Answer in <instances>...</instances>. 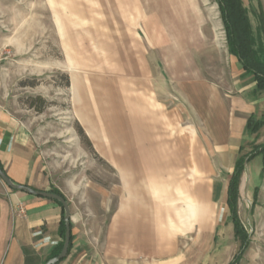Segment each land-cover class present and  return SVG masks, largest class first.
Listing matches in <instances>:
<instances>
[{"label":"rangeland","instance_id":"1","mask_svg":"<svg viewBox=\"0 0 264 264\" xmlns=\"http://www.w3.org/2000/svg\"><path fill=\"white\" fill-rule=\"evenodd\" d=\"M256 3L247 6L258 49ZM243 73L217 0H0V104L50 142L59 159L53 172L67 168L111 190L132 162L139 191L149 196L143 203L167 210L163 228L154 225V251L139 250L130 264H228L238 253L224 150L239 157L264 142V126L231 141L232 124L240 128L250 111L264 114V91ZM119 124L123 163L116 168ZM98 214L89 226L97 232L85 236L99 259L114 260L107 242L113 207ZM238 214L250 236L238 264H264L261 155L242 173Z\"/></svg>","mask_w":264,"mask_h":264},{"label":"crops","instance_id":"2","mask_svg":"<svg viewBox=\"0 0 264 264\" xmlns=\"http://www.w3.org/2000/svg\"><path fill=\"white\" fill-rule=\"evenodd\" d=\"M242 1L249 16L247 4L253 0ZM259 3L264 12V0H257L253 11L260 10ZM252 28L254 29L253 25ZM254 88L256 89V85ZM238 108L237 106L232 109L231 115L234 116ZM253 113L255 112L250 111L240 128L231 125V141H235L237 136L253 135L246 130L247 119ZM115 126L116 132L112 136V165L117 168L122 167L123 163L122 132L121 124ZM210 137L214 139V136ZM48 143L39 140L26 121L0 104V162L6 174L15 183L38 190L58 189L70 205L72 247L58 264H130L139 250L154 251V225L163 228L167 210H164L162 204L156 209H149L147 203H143L141 199H147L149 196L142 189L143 183L139 185L138 167H134L131 162L127 167L129 172L126 178L115 181L113 189L107 190L104 185L94 184L86 179H75L70 169L63 168L61 173L53 172L52 167H59V159L56 157L57 152ZM240 148L241 146L238 152ZM224 152L229 156L226 167L234 168L238 156L233 151L225 149ZM60 166L73 167V163L64 162ZM155 176L156 185L163 187L164 180L158 173ZM153 184L155 183L152 181V187ZM139 186H142L141 191ZM145 187H148V184ZM139 193L143 195L139 196ZM164 196L163 194L162 198ZM94 205L97 212L91 211V206ZM112 207L113 224L107 242L113 245L114 260L106 257L99 259L98 249L90 248V240L86 236L95 235L97 232L89 226L91 220L99 218L98 212L104 214L107 208ZM190 207L193 218L198 212V207L195 204ZM63 214V208L56 200L12 189L0 178V264H46L63 242L60 232ZM161 233L162 231L156 232L159 236Z\"/></svg>","mask_w":264,"mask_h":264},{"label":"trees","instance_id":"3","mask_svg":"<svg viewBox=\"0 0 264 264\" xmlns=\"http://www.w3.org/2000/svg\"><path fill=\"white\" fill-rule=\"evenodd\" d=\"M217 2L219 4L223 24L225 27L229 52L238 59L245 73L253 76L256 83V90L264 91V47H260L258 49L255 48L256 37L254 36L247 8L244 6L242 0H217ZM259 6L260 11L258 13V17L260 21V27L258 38L264 40V12L261 10L260 3ZM263 126L264 114L261 117H257V115L253 113L247 119L246 130L249 134H258L259 130ZM258 155L263 157L264 162V142L255 145L253 150L246 153L245 155L239 156L230 175L227 189V204L230 210V218L234 226L235 236L240 240V248L238 253L228 264H238L245 250L249 246L250 236L239 217L238 201L240 196L241 176L243 171L246 169L245 161L249 162ZM0 166L4 170L1 162ZM52 191L63 195L58 189H53ZM57 202L62 206L64 213L63 205L59 201ZM60 232L64 242V214L61 221ZM72 240L73 235H71L69 249L72 247ZM63 242L59 248L52 253L50 258L60 253Z\"/></svg>","mask_w":264,"mask_h":264},{"label":"water","instance_id":"4","mask_svg":"<svg viewBox=\"0 0 264 264\" xmlns=\"http://www.w3.org/2000/svg\"><path fill=\"white\" fill-rule=\"evenodd\" d=\"M245 167L246 171L248 172V161H245ZM0 178L12 189L15 190H22L30 194L38 195V196H43L47 198H52L54 200L59 201L63 207H64V223H65V238L64 242L61 248V251L58 255L50 258L46 264H57L60 262L62 259H64L68 252H69V247H70V241H71V235H72V227H71V208L70 205L65 198V196L55 193L53 191H42L35 189L33 187L15 183L7 174L6 172L1 168L0 166Z\"/></svg>","mask_w":264,"mask_h":264},{"label":"built area","instance_id":"5","mask_svg":"<svg viewBox=\"0 0 264 264\" xmlns=\"http://www.w3.org/2000/svg\"><path fill=\"white\" fill-rule=\"evenodd\" d=\"M23 211V210H22Z\"/></svg>","mask_w":264,"mask_h":264}]
</instances>
